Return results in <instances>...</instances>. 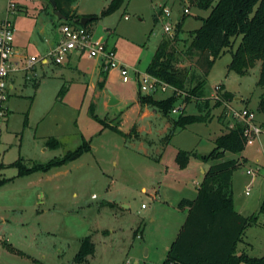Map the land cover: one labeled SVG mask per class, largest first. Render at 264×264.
Here are the masks:
<instances>
[{"label":"rangeland","instance_id":"rangeland-1","mask_svg":"<svg viewBox=\"0 0 264 264\" xmlns=\"http://www.w3.org/2000/svg\"><path fill=\"white\" fill-rule=\"evenodd\" d=\"M111 1L77 0L72 8L100 17L88 28L95 38L115 48L117 58L129 70L127 80L120 70L112 69L101 87L104 77L100 71L94 80L84 72L93 71L99 62L87 55L73 59L70 65L67 60L62 65L38 63L29 73L30 79L17 82L8 102L11 112L0 152V164L6 165L0 175L13 179L0 186V264H38L34 259L43 264H72L87 235H92L95 243L90 264H164L187 215V208H179L178 201L193 197L202 175L196 164L203 162L199 158L192 160L189 172L173 167L175 150L195 149L207 154L215 147L218 135L238 123L224 114L223 106L214 107L215 86L226 83L237 96L248 97L232 103L251 109L256 122L264 125V113L258 111L264 92L257 85L261 62L245 76L229 71L230 49L215 62L205 87L203 98L210 101L212 121L191 123L185 128L176 125L181 115L206 112L200 111L195 99L177 100L173 108L185 102L184 113L169 116L157 106L142 103L141 95L159 100L169 97L142 92L138 82L139 73L147 72L163 38L172 41L177 67L190 73L196 69L198 56L188 55L186 50L191 32L201 26L199 9L192 0H124L119 9L104 15ZM17 2V41L28 46V56L43 55L61 39L60 24L64 20L49 0ZM7 4L8 0H0V16L7 13ZM163 6L172 10L167 20L176 28L174 39L164 31L166 20L159 18ZM186 6L191 13L184 16ZM182 14L184 19H180ZM179 22L183 25L178 32ZM240 41L241 37L234 40L233 50ZM63 87L66 92L59 95ZM109 90L122 101L111 105ZM139 103L142 111L148 106L158 116L140 120ZM91 104L106 124L127 131V136L104 128L92 116ZM150 121L152 129L147 134L144 126ZM166 125L169 128L164 132ZM51 137L59 140L58 148L47 146ZM85 139L90 141L92 151L48 171L18 176V168L11 165L20 157L29 166L47 163L75 150ZM232 158L241 161L232 181L235 206L244 215L259 214L264 200V126L253 144H247L241 153L227 152L224 159ZM248 169L254 173L248 174ZM242 248L253 256L264 254V213L257 224L247 228L239 244Z\"/></svg>","mask_w":264,"mask_h":264},{"label":"trees","instance_id":"trees-1","mask_svg":"<svg viewBox=\"0 0 264 264\" xmlns=\"http://www.w3.org/2000/svg\"><path fill=\"white\" fill-rule=\"evenodd\" d=\"M57 8L66 15V21H75L80 24L79 16L73 13L72 4L77 0H55ZM124 0H112L104 11V15L113 13L119 9ZM195 7L202 10H210L207 17H202V25L191 32V38L186 53L198 56L197 67L190 73L186 68L176 66L178 58L171 40L162 39L147 72L188 93L185 101L196 98V105L201 112L198 115H181L176 120V125L185 128L195 122H207L213 120L210 114V101L203 98L208 76L215 62L227 49L232 51V60L228 65L229 71H235L239 75H248L258 61L261 62L260 77L257 85L264 88V0H192ZM92 21L98 20V15H89ZM179 22L177 31L182 28ZM177 35V34H176ZM241 37L238 47L233 50L234 40ZM104 81L100 83L104 87L108 72L100 71ZM190 86V88H188ZM221 86L220 96L223 100L233 101L235 95ZM223 90V92H222ZM66 92L63 87L59 95ZM179 97L169 96L159 100L151 95H141L142 103H150L160 108L169 116ZM222 101L215 102L214 107H220ZM92 116L104 125L122 136H127L119 127L108 125L95 113V105L91 104ZM258 111L264 113V92L260 96ZM25 120L24 124L27 125ZM136 127L133 126V130ZM169 136V135H168ZM47 146L58 148L59 140L51 137L47 140ZM244 125L238 122L234 127L215 140V147L207 154H199L197 151L179 150L176 161L181 168L187 167L189 159L196 157L203 162H212L206 171L204 179L194 199L184 198L179 207L187 208L185 222L181 226L175 240L172 242L164 264H264V254L260 257L250 255L246 251L239 252L238 245L244 241V235L248 227L258 223L260 214L264 213V200L259 214L245 216L235 209L232 181L235 170L241 165L239 159H224L227 152L241 153L246 148ZM92 151L91 143L84 140L73 151H69L62 157H55L47 163H34L25 165L20 157L11 164L18 168V176L28 175L37 171H48L53 167L61 166L74 161L86 152ZM3 165H0V169ZM13 178H2L0 186ZM9 245V244H8ZM13 250L14 247L9 245ZM95 253V243L92 235H87L81 241L79 251L76 253L72 264H90L89 257ZM38 264L41 261L34 259Z\"/></svg>","mask_w":264,"mask_h":264},{"label":"built area","instance_id":"built-area-1","mask_svg":"<svg viewBox=\"0 0 264 264\" xmlns=\"http://www.w3.org/2000/svg\"><path fill=\"white\" fill-rule=\"evenodd\" d=\"M17 0H8L7 13L5 18L0 23V152L3 146V135L5 125L9 121L10 110L8 102L14 94L15 83L14 77L22 74L24 81L30 79L29 73L36 69L38 63L48 64H63L68 57L73 53L79 55H87L89 58H97L100 61V71L110 72L112 69L120 70L123 79L127 80L129 76L128 68L123 65L117 58L116 50L109 47L103 39L95 38L91 30L81 23L72 24L64 21L60 24L61 39L59 43L45 55L28 56L22 53L16 46V27L15 15L19 10ZM189 6L184 8V15L190 14ZM172 10L168 6H163L159 14L161 20H166L164 23V31L172 39L175 38L176 28L172 25L170 19ZM127 18V17H126ZM34 76H37L35 73ZM139 86L142 92L147 94H168V96H176L179 99H185L188 93L176 86L162 80L148 72L139 73ZM220 84L215 86L214 95L216 101L221 100L224 114L235 119L244 125V135L247 144H253L257 137L263 133V126L256 122L255 113L246 106L237 107L232 101L223 100L220 96ZM223 92V90H222ZM196 100V98H195ZM185 110V102L183 105L174 107L171 110L172 114H183ZM232 125L231 127H234ZM248 174H253L254 170L248 169ZM249 193V190L247 191Z\"/></svg>","mask_w":264,"mask_h":264},{"label":"crops","instance_id":"crops-1","mask_svg":"<svg viewBox=\"0 0 264 264\" xmlns=\"http://www.w3.org/2000/svg\"><path fill=\"white\" fill-rule=\"evenodd\" d=\"M199 9V8H198ZM72 10H73V13H76V14H78L79 16H89V15H92V14H86V13H82V12H79L78 11V9H76L75 7H73L72 8ZM201 12V13H200ZM206 13V11L205 10H202V9H199V13L197 14V16L200 18V21H201V25H202V17H207L208 15L207 14H205ZM5 15H6V13L4 14V15H1L0 16V23L2 22V20L5 18ZM185 16V15H184ZM184 16H183V14L181 15V17H180V19L182 18V19H184ZM180 19H179V21H180ZM64 21H66V20H64ZM64 21H62V22H64ZM61 22V23H62ZM197 29V28H196ZM195 30V29H194ZM193 30V31H194ZM47 40V39H46ZM48 42H49V40H47ZM59 41L60 40H57V41H55V42H53L50 46H49V48L47 49V51H44V52H49L52 48H54L58 43H59ZM105 41V40H104ZM15 43H16V46H17V48L22 52V53H25V54H27V51H28V46L27 45H21L22 43H20V41L18 40L17 41V38L15 39ZM106 43H107V41H106ZM39 46H41L40 44H39ZM42 47V46H41ZM111 47V46H110ZM114 48V47H113ZM115 49V48H114ZM46 53H44L43 55H45ZM28 55V54H27ZM34 55H42V54H38V53H36V54H34ZM83 55H79L78 53H73V54H71L69 57H68V59H67V64H71V61L74 59V60H78V59H80L81 57H82ZM48 64H50V63H48ZM48 64H41V65H48ZM99 64H100V61L98 62V64L97 65H95V68H94V70L93 71H91V72H86V71H84L85 73H89V77H90V79L92 78V80H94V78H95V76L96 75H99V71H100V68H99ZM58 65V64H57ZM59 65H62V64H59ZM77 66V65H76ZM110 73V72H109ZM109 73H108V76H109ZM19 76H21V77H19ZM107 79H108V77H107ZM107 79H106V83H107ZM24 81V77L22 76V74H18V75H16L15 77H14V80H13V82L15 83L14 85H15V87H17L16 86V84H17V82H19L20 84L22 83ZM221 85V84H220ZM223 85L225 86V90H228V91H230V92H232L234 95H235V101H237V99H239L238 101H240V100H242V101H245L248 97H244V96H237L232 90H230L228 87H227V85H226V83H223ZM122 101V99L119 97V102H121ZM140 104V103H139ZM249 104V101H248V103H247V105ZM245 105V104H244ZM150 107H148V106H145V107H143V111H142V106H141V104H140V106L138 107V112L141 114L140 115V120L142 119V121L144 120V121H146V119L147 118H149L150 116L151 117H153V116H155V117H157L158 116V114H157V112H155L154 110H150L149 109ZM151 108H153V107H151ZM157 108V107H156ZM153 111H154V113H153ZM11 112V111H10ZM141 123V122H140ZM263 125V124H262ZM135 126V125H134ZM264 126V125H263ZM144 127H146V128H144L145 130H146V133L147 134H149L150 133V131H151V129H152V121H150L149 123H148V126H144ZM231 127V126H230ZM150 130H149V129ZM169 127L166 125V128L164 129L165 131L164 132H166L167 131V129H168ZM221 128H223V126L221 125ZM220 128V129H221ZM121 129V128H120ZM140 129H141V131H143V127L140 125ZM122 130V129H121ZM123 132H125L126 134H127V131H124V130H122ZM227 132V131H226ZM223 133H225L224 131H222V133L221 134H223ZM221 134H219L218 136H220ZM216 140V139H215ZM3 142L5 143V133H4V135H3ZM4 143H3V145H4ZM92 147V146H91ZM179 150H183V149H177V150H175V161H176V156H177V153L179 152ZM194 151H196L195 149H193ZM187 151H192V150H187ZM198 152V151H197ZM243 152V151H242ZM199 153V152H198ZM199 154H201V153H199ZM243 157H244V155H242ZM194 158H196V157H191L190 159H189V163H188V165H187V167H185V168H181L180 166H179V164L177 163V161H176V164H173V167H178L179 169H181L182 170V172L183 173H186V172H189L190 170H191V167H192V160L194 159ZM245 158V157H244ZM233 159H235V158H233ZM246 159V158H245ZM2 165H6V164H4V163H1ZM0 164V165H1ZM197 164V166H198V168L200 169V171H201V177H199V180L196 182V188H195V190L193 191V197L192 198H187V197H183L182 199H184V198H187V199H194L196 196H197V194H198V189H199V187H200V185H201V183H202V181H203V179H204V175H205V173H206V171L210 168V166H211V164H212V162H208V163H205V162H201V161H199L198 163H196ZM168 169H167V174H168ZM143 190H146L145 188L143 189ZM158 192V191H157ZM181 199V200H182ZM181 200H179L178 201V206H179V203H180V201ZM173 204V203H172ZM234 205H235V201H234ZM173 206H174V204H173ZM180 208V207H179ZM235 209L237 210V208H236V206H235ZM238 211V210H237ZM238 212H240V211H238ZM241 213V212H240ZM241 214H243V213H241ZM244 215V214H243ZM187 216V215H186ZM245 216H248V215H245ZM186 219V218H185ZM184 222H185V220H184ZM183 222V223H184ZM183 225V224H182ZM240 244V243H239ZM238 250H239V252H241V251H246V248H242V249H239V245H238ZM248 253V252H247Z\"/></svg>","mask_w":264,"mask_h":264},{"label":"water","instance_id":"water-1","mask_svg":"<svg viewBox=\"0 0 264 264\" xmlns=\"http://www.w3.org/2000/svg\"><path fill=\"white\" fill-rule=\"evenodd\" d=\"M53 7L56 9L57 8V3L55 0H49ZM56 14L58 15V17L61 19V20H66V15L62 14L59 10H56ZM89 21H92V17L91 16H82L81 18H79V22L82 24V25H87V23ZM97 77V75L95 76ZM95 79V78H94ZM109 94H110V100H109V103L111 105H114L116 103L119 102V98L112 92L109 90ZM244 264V263H243Z\"/></svg>","mask_w":264,"mask_h":264}]
</instances>
